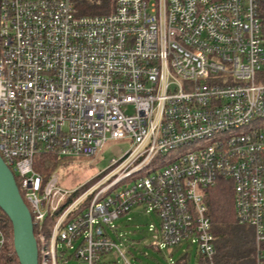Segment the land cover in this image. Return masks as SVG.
I'll return each mask as SVG.
<instances>
[{"label": "built area", "instance_id": "obj_1", "mask_svg": "<svg viewBox=\"0 0 264 264\" xmlns=\"http://www.w3.org/2000/svg\"><path fill=\"white\" fill-rule=\"evenodd\" d=\"M86 2L102 12L82 13ZM261 29L258 0H0V156L37 264L102 263L118 250L103 225L135 207L158 218L152 249L187 241L216 264L203 189L219 178L264 264ZM107 140L129 148L87 187L34 168L42 153L93 156Z\"/></svg>", "mask_w": 264, "mask_h": 264}, {"label": "rangeland", "instance_id": "obj_2", "mask_svg": "<svg viewBox=\"0 0 264 264\" xmlns=\"http://www.w3.org/2000/svg\"><path fill=\"white\" fill-rule=\"evenodd\" d=\"M129 148L127 140H107L103 147L93 156H69L59 158V165L55 169L62 187L72 189L102 177L115 165L110 162L117 160L124 151ZM112 175L108 176V180ZM123 182L115 186L118 189ZM82 189V188H81ZM114 188L111 189L115 190ZM110 224L103 225L106 233L114 241L118 250L123 252L124 258L132 264H196V244L183 241L180 244L162 248L152 249L148 243L151 239L149 225L158 226V218L154 211H144L142 208H132L127 213L112 220ZM50 225H46V236ZM255 244V243H254ZM118 250L112 249L104 253L99 264H122L123 260ZM40 257V255H39ZM256 260V250H255Z\"/></svg>", "mask_w": 264, "mask_h": 264}, {"label": "trees", "instance_id": "obj_3", "mask_svg": "<svg viewBox=\"0 0 264 264\" xmlns=\"http://www.w3.org/2000/svg\"><path fill=\"white\" fill-rule=\"evenodd\" d=\"M82 13L102 12L103 3H85ZM261 33L264 39V0H258ZM264 79V63L261 66ZM59 160L54 155L42 153L35 157L34 168L43 179L55 170ZM95 178L85 182L87 187ZM205 215L210 222V232L213 236L214 257L216 264H255V244L252 228L239 223L233 210L232 188L228 180L217 179L214 185L203 189ZM0 224L7 234V241L0 248V264H19L12 246L11 223L3 211H0ZM35 232V229H34ZM264 260V241L259 244ZM196 264H206L204 258L197 255Z\"/></svg>", "mask_w": 264, "mask_h": 264}, {"label": "water", "instance_id": "obj_4", "mask_svg": "<svg viewBox=\"0 0 264 264\" xmlns=\"http://www.w3.org/2000/svg\"><path fill=\"white\" fill-rule=\"evenodd\" d=\"M0 209L11 223L12 246L19 264H37V248L30 211L11 169L0 156Z\"/></svg>", "mask_w": 264, "mask_h": 264}, {"label": "crops", "instance_id": "obj_5", "mask_svg": "<svg viewBox=\"0 0 264 264\" xmlns=\"http://www.w3.org/2000/svg\"><path fill=\"white\" fill-rule=\"evenodd\" d=\"M263 260V259H262ZM263 262H264V260H263Z\"/></svg>", "mask_w": 264, "mask_h": 264}]
</instances>
